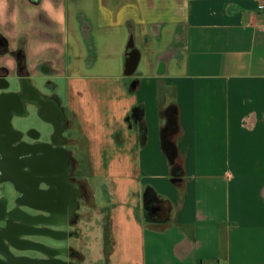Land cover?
<instances>
[{"label":"crops","instance_id":"crops-1","mask_svg":"<svg viewBox=\"0 0 264 264\" xmlns=\"http://www.w3.org/2000/svg\"><path fill=\"white\" fill-rule=\"evenodd\" d=\"M260 4L0 0V95L54 99L107 170L94 264H264Z\"/></svg>","mask_w":264,"mask_h":264},{"label":"flooded vegetation","instance_id":"flooded-vegetation-1","mask_svg":"<svg viewBox=\"0 0 264 264\" xmlns=\"http://www.w3.org/2000/svg\"><path fill=\"white\" fill-rule=\"evenodd\" d=\"M16 96L0 100V264H72L59 259L66 250L50 248L41 241L64 239L61 205L64 202L65 214H69L76 195H85L82 187L73 188L62 180L63 152L68 164L71 162L63 137L66 122L54 99L28 86ZM18 105L23 111H10L8 121V108ZM27 105L35 107V116L54 127L49 141L37 129L25 133L14 129V117L32 116ZM48 192L53 196L47 204Z\"/></svg>","mask_w":264,"mask_h":264},{"label":"rangeland","instance_id":"rangeland-1","mask_svg":"<svg viewBox=\"0 0 264 264\" xmlns=\"http://www.w3.org/2000/svg\"><path fill=\"white\" fill-rule=\"evenodd\" d=\"M65 101L67 104L66 99ZM28 110L32 113V116L26 118L14 117V129L23 133L30 128L37 129L43 135L44 140L49 141L54 127L35 116V107L28 105ZM66 126L69 128L70 124H66ZM94 144L67 143L66 149L71 159V170H69L65 182L72 184L73 188L76 189L82 187L85 195H76L74 208L70 210L69 214L64 212L61 226V229L66 232L64 239L46 238L41 240L50 248L66 250V253L59 254V259L72 264H94L99 260V254L103 249L105 227L101 223L105 216L104 206H107L108 198L103 192L105 190V188L103 189L105 180L92 181L91 175L97 170L100 172L105 171L106 168L104 165L97 168L92 163L94 159L92 147ZM98 145L102 151V153L99 151V154L107 156L116 154L114 149L116 143H98Z\"/></svg>","mask_w":264,"mask_h":264},{"label":"water","instance_id":"water-1","mask_svg":"<svg viewBox=\"0 0 264 264\" xmlns=\"http://www.w3.org/2000/svg\"><path fill=\"white\" fill-rule=\"evenodd\" d=\"M17 97L18 96H15V95H0V100H2V99L9 100L10 98L14 99V98H17ZM11 103H12V101H11ZM13 110L23 111V108H22L21 105H18L16 108H12V106L9 107L8 110H7V116H6V119L8 121H9V117H8L9 114L8 113L10 111L12 112ZM61 170H62V180H63V183H65L66 175H67V173L69 171V164H68V160H67L64 152L62 153V169ZM52 196H53V194L48 192V194H47V204L50 202V199H51ZM72 198H71V200H72V203H73V199ZM50 210H54V209L50 208ZM60 210H61V213L65 212V204H64V202L62 203Z\"/></svg>","mask_w":264,"mask_h":264},{"label":"built area","instance_id":"built-area-1","mask_svg":"<svg viewBox=\"0 0 264 264\" xmlns=\"http://www.w3.org/2000/svg\"><path fill=\"white\" fill-rule=\"evenodd\" d=\"M258 9H259L260 11H263V10H264V5H263V4L258 5Z\"/></svg>","mask_w":264,"mask_h":264},{"label":"trees","instance_id":"trees-1","mask_svg":"<svg viewBox=\"0 0 264 264\" xmlns=\"http://www.w3.org/2000/svg\"><path fill=\"white\" fill-rule=\"evenodd\" d=\"M4 42H5L4 39H0V44H1V43H4Z\"/></svg>","mask_w":264,"mask_h":264}]
</instances>
